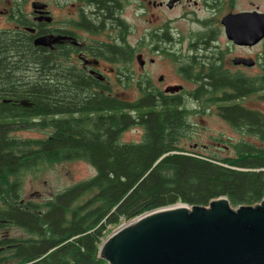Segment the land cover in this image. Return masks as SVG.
<instances>
[{
  "label": "trees",
  "instance_id": "obj_1",
  "mask_svg": "<svg viewBox=\"0 0 264 264\" xmlns=\"http://www.w3.org/2000/svg\"><path fill=\"white\" fill-rule=\"evenodd\" d=\"M14 10L7 19L12 27L0 29V264H106L99 257L103 230L119 220L177 204L208 206L219 197L233 207L261 203L264 115L240 104L257 92L264 100L259 80L232 74V93L195 95L211 97L205 107L221 101L219 111L232 129L259 143L232 144L234 157L205 156L181 146L193 112L184 106L157 109L148 94L142 102L108 98L105 107L101 98H92L78 105L70 68L54 52L34 46L25 30L29 21ZM60 94L64 102H58ZM75 110L92 122L72 120ZM15 124L50 135L11 136ZM132 126L140 128V141L122 142L120 135ZM70 160L87 161L96 173L52 198H21L23 174Z\"/></svg>",
  "mask_w": 264,
  "mask_h": 264
},
{
  "label": "flooded vegetation",
  "instance_id": "obj_2",
  "mask_svg": "<svg viewBox=\"0 0 264 264\" xmlns=\"http://www.w3.org/2000/svg\"><path fill=\"white\" fill-rule=\"evenodd\" d=\"M26 1H8L0 15L8 13V19L14 9H19L30 24L22 28L33 41L52 36L54 43L43 48L70 68L76 84L71 87L72 97L78 105L92 98H101L105 107L108 98L121 103L125 90L133 87L140 94L137 102L148 94L157 109L177 104L189 110L187 101H194L201 109L220 104L218 114L232 129V121L219 111L221 101L205 107V99L211 97L198 99L195 95L232 93V74L259 80V92L264 94V49L253 55L242 53L264 45V36L254 45L232 40V16L264 15V0H54L53 12L45 1L28 0L29 14L22 9ZM227 17L230 38L224 24ZM232 51L236 53L233 58ZM232 66L237 69L233 73ZM150 69L156 71L154 76L149 75ZM244 69L255 71L246 75ZM251 97L264 104L258 92L242 99ZM65 98L60 94L58 102ZM201 109H191L188 120L190 115L204 114V110L198 112ZM80 114V110L73 111L72 120L92 122Z\"/></svg>",
  "mask_w": 264,
  "mask_h": 264
},
{
  "label": "water",
  "instance_id": "obj_3",
  "mask_svg": "<svg viewBox=\"0 0 264 264\" xmlns=\"http://www.w3.org/2000/svg\"><path fill=\"white\" fill-rule=\"evenodd\" d=\"M224 24L230 38L229 17ZM263 36L264 15L232 16L236 44L254 45ZM53 43L50 35L33 41L41 47ZM21 104L30 106L27 100ZM99 257L108 264H264V199L232 208L219 197L208 206L177 204L145 213L105 238Z\"/></svg>",
  "mask_w": 264,
  "mask_h": 264
},
{
  "label": "rangeland",
  "instance_id": "obj_4",
  "mask_svg": "<svg viewBox=\"0 0 264 264\" xmlns=\"http://www.w3.org/2000/svg\"><path fill=\"white\" fill-rule=\"evenodd\" d=\"M17 2L21 3L22 0H0V10L7 8V2ZM28 1V0H27ZM23 3L22 9L26 14L31 12L29 8V3ZM49 4L50 10L53 12L54 0H42ZM15 11V10H14ZM7 14L2 12L0 15V29H6L12 27V23L7 20ZM264 49V45L257 46L250 51H242L244 54H257ZM240 51H237L239 53ZM236 56V53L232 51V58ZM237 69L232 66V73ZM245 73L254 72L255 70H243ZM156 71L150 69L148 71L149 75L154 76ZM173 74V73H172ZM123 101L134 102L140 98L138 91L133 89V87L126 89L122 95ZM241 104L249 109L258 110L264 114V104L256 99V97L246 98ZM186 105L190 109H201L197 103L194 101H187ZM218 105H212V107H207L204 109L205 113L202 115H190V131L189 138H184L182 140L181 146L186 149L193 151L198 154L205 156H218L224 157H234L235 153L232 144L239 141H249L257 145V141L245 135L244 133H239L234 129H231L225 121L221 119L218 114ZM11 129V136H15L21 139H36V138H46L50 135L47 129L44 130H34L29 129L25 125L15 124L9 126ZM142 132L139 127H129L121 135L120 140L122 142H136L140 141ZM96 170L93 166L84 160H70L63 162H54L51 164H46L40 169L33 172H27L21 176V190L19 191L20 196L25 201H41L44 199L52 198L56 194H59L68 188L75 186L76 184L89 180L94 176ZM92 193L85 195L87 199ZM232 208H237L233 207ZM129 220L122 219L113 225H108L103 230V240L107 238L113 231L117 230L119 227L127 223ZM15 235V231L11 232ZM102 240V241H103ZM106 264L108 262L106 261Z\"/></svg>",
  "mask_w": 264,
  "mask_h": 264
}]
</instances>
